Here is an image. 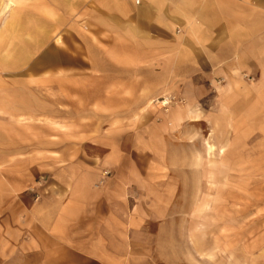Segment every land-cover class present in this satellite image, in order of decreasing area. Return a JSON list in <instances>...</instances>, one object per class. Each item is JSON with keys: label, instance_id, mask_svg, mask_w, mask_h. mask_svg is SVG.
<instances>
[{"label": "crops", "instance_id": "obj_1", "mask_svg": "<svg viewBox=\"0 0 264 264\" xmlns=\"http://www.w3.org/2000/svg\"><path fill=\"white\" fill-rule=\"evenodd\" d=\"M74 72L81 87L94 85L88 72L97 77V102L129 104L127 115L114 111V118L135 117L142 104L170 94L184 102L163 114L176 125L211 116L204 104H217L226 119L239 112L240 130H264V0H0V264L18 252L10 251L8 200L29 196L22 91ZM105 163L111 170L50 192L51 222L38 228L47 232L49 254L41 255L38 242L33 263L201 264L185 254L133 251L164 245L135 234L147 236L151 221L159 232L168 225L177 191L170 178L119 171L114 155ZM248 176L242 172L243 181ZM231 223L226 218L227 229ZM248 247L243 232L219 242L210 235L207 262L250 264Z\"/></svg>", "mask_w": 264, "mask_h": 264}, {"label": "rangeland", "instance_id": "obj_2", "mask_svg": "<svg viewBox=\"0 0 264 264\" xmlns=\"http://www.w3.org/2000/svg\"><path fill=\"white\" fill-rule=\"evenodd\" d=\"M86 78L94 85L81 87L79 72L59 73L53 80L42 79L40 86L26 83L22 91L26 110L24 185L29 196L8 200L10 251L18 250L10 253L8 264H36L32 256L38 242L41 255L49 254L47 232L42 229L39 235L38 228L51 222L53 210L49 212V208L54 200L50 192L60 195L71 180L80 181L94 170H111L105 162L113 155L120 159L119 171L132 169L149 178H170L177 191L170 200L168 225L159 232L156 221H151L150 234H135L138 240H161L164 245L138 246L133 251L155 254L158 249L164 255L185 254L189 261L194 256L208 264L210 235L219 242L228 236L240 238L243 232L249 242V263L264 264V255H255L264 250V130H240L239 112L226 119L224 106L217 104H204L211 116L176 125L163 114L168 116L184 102L170 94L142 104L135 117L114 118V111L127 115L129 104L97 102V93L103 88L97 87L92 72ZM32 112L35 118L27 115ZM246 170L248 182L242 180ZM36 203L41 209L33 208ZM226 218L232 222L229 229Z\"/></svg>", "mask_w": 264, "mask_h": 264}, {"label": "bare ground", "instance_id": "obj_3", "mask_svg": "<svg viewBox=\"0 0 264 264\" xmlns=\"http://www.w3.org/2000/svg\"><path fill=\"white\" fill-rule=\"evenodd\" d=\"M12 2L13 1H9V2H7L6 4H5V8H7L8 10L10 9V8H12L11 6H12ZM165 103V102H164Z\"/></svg>", "mask_w": 264, "mask_h": 264}, {"label": "built area", "instance_id": "obj_4", "mask_svg": "<svg viewBox=\"0 0 264 264\" xmlns=\"http://www.w3.org/2000/svg\"><path fill=\"white\" fill-rule=\"evenodd\" d=\"M163 101L165 102V103L163 102V104H166V103H167V101H166V100H163Z\"/></svg>", "mask_w": 264, "mask_h": 264}]
</instances>
